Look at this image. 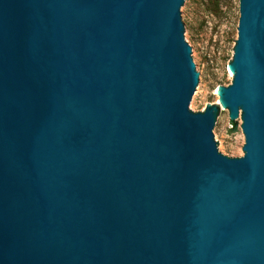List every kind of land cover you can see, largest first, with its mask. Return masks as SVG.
Wrapping results in <instances>:
<instances>
[{
	"label": "water",
	"instance_id": "water-1",
	"mask_svg": "<svg viewBox=\"0 0 264 264\" xmlns=\"http://www.w3.org/2000/svg\"><path fill=\"white\" fill-rule=\"evenodd\" d=\"M190 0H0V264H264V0L220 100Z\"/></svg>",
	"mask_w": 264,
	"mask_h": 264
},
{
	"label": "rangeland",
	"instance_id": "rangeland-1",
	"mask_svg": "<svg viewBox=\"0 0 264 264\" xmlns=\"http://www.w3.org/2000/svg\"><path fill=\"white\" fill-rule=\"evenodd\" d=\"M186 16L188 44L197 53L204 88L194 113L213 107L225 116L217 145L227 157H241L244 136L242 118L236 125L220 100L221 87L232 81L228 66L235 51L239 0H190Z\"/></svg>",
	"mask_w": 264,
	"mask_h": 264
},
{
	"label": "bare ground",
	"instance_id": "bare-ground-1",
	"mask_svg": "<svg viewBox=\"0 0 264 264\" xmlns=\"http://www.w3.org/2000/svg\"><path fill=\"white\" fill-rule=\"evenodd\" d=\"M228 71H229V74L233 77L234 71H233V69H232V67L230 65L228 66ZM217 93L220 94V91L217 92Z\"/></svg>",
	"mask_w": 264,
	"mask_h": 264
}]
</instances>
